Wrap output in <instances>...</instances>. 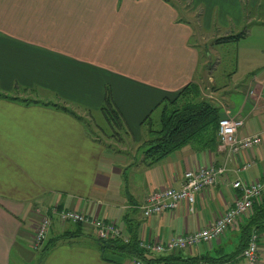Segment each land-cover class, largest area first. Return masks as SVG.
<instances>
[{
  "label": "crops",
  "instance_id": "crops-1",
  "mask_svg": "<svg viewBox=\"0 0 264 264\" xmlns=\"http://www.w3.org/2000/svg\"><path fill=\"white\" fill-rule=\"evenodd\" d=\"M179 1L181 7L174 0H0V93L16 98L0 97V264L28 259L38 223L53 209L82 211L123 233L132 226L139 241L164 243L212 223L239 194L235 180L262 178L264 0ZM246 25L247 35L228 43L235 70L217 83L215 40ZM197 32L210 37L199 44ZM189 83L207 86L220 118L242 120L238 137L258 134L261 142L231 153L217 138L203 140L145 165L143 121ZM107 94L124 120L122 137L91 135L83 124ZM205 165L225 170L191 205L144 216L149 193L178 188L185 171ZM250 215L209 243L145 255L247 264L237 250ZM258 234L264 264V227ZM95 238L91 226L53 216L43 246L55 242L37 264H132L103 254Z\"/></svg>",
  "mask_w": 264,
  "mask_h": 264
},
{
  "label": "built area",
  "instance_id": "built-area-1",
  "mask_svg": "<svg viewBox=\"0 0 264 264\" xmlns=\"http://www.w3.org/2000/svg\"><path fill=\"white\" fill-rule=\"evenodd\" d=\"M242 120L232 117H221L217 124V135L219 144L227 148L231 153H237L241 150L251 149L261 142V135L255 134L240 138L237 136L238 129L242 126ZM264 158V155H263ZM250 164H245L241 169L245 170ZM222 166L205 165L194 170H187L183 174V181L178 188L166 187L156 190L147 195L145 203L141 207L144 216L159 214L164 211L175 210L182 201L191 205L195 200V195L204 189L212 186L217 177L224 172ZM234 189L239 191L232 203L226 210L218 215L212 223L204 228L189 234H178L172 239L162 243L153 242L151 244L140 242V246L147 252L154 251L165 253L175 250H183L200 243H209L214 239L221 238L226 230L233 227L236 222L243 220L249 215L253 202L264 196V175L261 179L251 182H244L240 179L232 183ZM53 216L61 223H80L91 226L95 231V237L106 240L110 238H121L127 241L128 237L121 228L112 222H104L99 219L89 218L85 213L79 210L53 209L51 214H44L37 225L36 231L31 241V249L35 250L42 246V243L51 226ZM259 235L253 231L248 239L247 246L241 253V257L247 264H259ZM132 264H148L138 259H132ZM217 264H229L222 262Z\"/></svg>",
  "mask_w": 264,
  "mask_h": 264
},
{
  "label": "trees",
  "instance_id": "trees-1",
  "mask_svg": "<svg viewBox=\"0 0 264 264\" xmlns=\"http://www.w3.org/2000/svg\"><path fill=\"white\" fill-rule=\"evenodd\" d=\"M249 26L246 25L241 31L235 34H230L218 37L215 40L216 44L236 42L244 38L248 33ZM0 97L16 99L13 96H7L0 93ZM24 104L34 103L35 100L28 98H20ZM160 113V126L158 129L152 128L150 117L143 121L148 125L149 140L142 144L143 162L145 165H153L162 160L167 155L180 149L189 143H200L203 140L217 138V124L219 117L218 107L211 101L202 98L201 90L198 85L189 83L183 87L172 100H165ZM57 108L70 112L77 116L74 111L67 109L64 105L54 104ZM100 112L103 114L106 122L114 130L111 136L120 137L121 131L125 129L124 120L114 105L109 94L105 96L104 102L100 107ZM80 118L79 116H77ZM89 126V124L87 125ZM252 211V212H251ZM251 215L244 224H241V241L237 250V255L241 254L247 246L248 239L253 231L259 232L263 227L264 222V196L253 202ZM246 219V218H245ZM80 224V223H77ZM127 241L121 238H110L106 240L95 238L96 244L103 254L115 255L123 258L138 259L148 264H217L229 261V259L221 257V261H213L205 259L202 261L196 259L181 260L178 256L166 255L154 259H148L145 255L147 250L140 246L137 234L132 226L127 227ZM259 235V234H258ZM55 242L47 244L41 252L44 255L48 248ZM172 252V251H171ZM102 254V255H103ZM104 259L110 260L105 257Z\"/></svg>",
  "mask_w": 264,
  "mask_h": 264
},
{
  "label": "rangeland",
  "instance_id": "rangeland-1",
  "mask_svg": "<svg viewBox=\"0 0 264 264\" xmlns=\"http://www.w3.org/2000/svg\"><path fill=\"white\" fill-rule=\"evenodd\" d=\"M174 1L180 7L184 4L183 2H181L179 0H174ZM183 7H184L183 9H186L189 6L186 5ZM181 12L183 15L187 14L183 10H181ZM213 31L214 30H212L210 33H213ZM217 34H220V33L217 32ZM209 37H210L209 34L203 35V34L197 32L194 40L197 41L199 44H202L201 43L202 40L203 39H209ZM201 48H202V45H201ZM216 50H217L216 54L218 55L217 57L219 58V61L216 59V56L213 54V56H215V57L211 60V63H213L215 66H217L216 70L213 72V76L216 79L217 83L219 81H224V80L228 81L230 79V75L235 70V51L233 50V47H231V45L228 43L227 44L223 43V44L218 45V46L216 45ZM201 87H202L201 89L203 90V91H201L202 98L210 101L211 98L208 97V94H207L208 89L206 88L207 86L204 83H202ZM16 94L23 95L24 97L31 96V94L28 92H25V93L19 92ZM165 103H166V101L161 103V105L157 108V110L154 113H152V115H150L151 121L149 123H152L151 127L154 129H158L160 126L159 117H160V113H161V109L163 107V104H165ZM83 117L85 119L83 121V124H84L87 132L91 135L97 134L99 132L100 135L105 137V136H109L114 131L111 128V126L106 122L103 114L100 111L92 112V117H89L86 114L83 115ZM88 124H89V126H87ZM148 125L149 124H147V125L144 124L143 129L145 131V136L150 137L149 132H148ZM66 223H70V222H66ZM44 243H46V237L42 243V246L38 249L30 250L29 257H27L28 259H26V257H24L21 264H37V262L39 261V258L41 256L40 253L47 246V244H46V246L45 245L43 246Z\"/></svg>",
  "mask_w": 264,
  "mask_h": 264
}]
</instances>
